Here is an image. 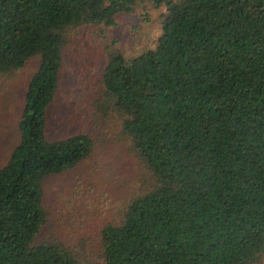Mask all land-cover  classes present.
<instances>
[{
	"label": "trees",
	"instance_id": "16d2710c",
	"mask_svg": "<svg viewBox=\"0 0 264 264\" xmlns=\"http://www.w3.org/2000/svg\"><path fill=\"white\" fill-rule=\"evenodd\" d=\"M149 7L164 9L159 37L126 57L108 31ZM91 27L102 138L124 142L145 182L96 240L67 243L44 234L42 183L86 160L94 134L50 138L49 110L65 34ZM32 58L18 143L0 167V264H260L264 0H0V76Z\"/></svg>",
	"mask_w": 264,
	"mask_h": 264
},
{
	"label": "rangeland",
	"instance_id": "374dc122",
	"mask_svg": "<svg viewBox=\"0 0 264 264\" xmlns=\"http://www.w3.org/2000/svg\"><path fill=\"white\" fill-rule=\"evenodd\" d=\"M163 12V8L149 7L120 15L116 27L108 31L110 41L114 39L115 48L129 58L152 48L160 34ZM80 30L71 36L65 34L58 97L49 110L48 136L56 139L93 132L95 149L77 167L48 176L42 183L48 214L44 234L48 237L53 233L67 243L81 238L96 240L95 232L112 217L120 202L139 192L145 182L139 162L123 141L104 143L105 132L98 124L109 111L96 81L103 59L102 39L95 28ZM37 65V58H32L19 71L0 76V167L18 143L17 117L26 84ZM260 264H264L263 258Z\"/></svg>",
	"mask_w": 264,
	"mask_h": 264
}]
</instances>
